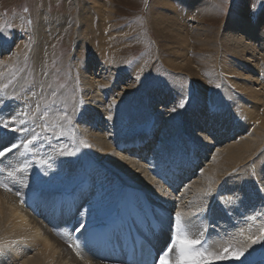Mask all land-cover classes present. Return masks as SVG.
<instances>
[{
	"label": "rangeland",
	"instance_id": "rangeland-1",
	"mask_svg": "<svg viewBox=\"0 0 264 264\" xmlns=\"http://www.w3.org/2000/svg\"><path fill=\"white\" fill-rule=\"evenodd\" d=\"M95 1L78 0L77 2L82 3L81 5H87V3L92 5ZM202 1L204 6L206 4L205 7H208L207 11H202L200 14L195 13L196 11L193 14L183 11L182 17L188 16V19L186 17L184 21L179 17L175 21V16L168 18L172 13L167 8L163 10L164 3L160 0H99L94 6L87 5L88 12L86 11L83 19L80 18L83 22L79 21L80 23L76 24L77 8L74 7L73 0H0V24L11 25L5 33L0 34V80L8 78L5 84L9 85L2 92L3 97H18L13 100L25 106L26 103L30 105L33 101L36 103L35 96L38 93L42 94L41 92L44 91L45 95H50L54 89L57 90L56 103L52 105L53 111L50 117L55 112L67 110L73 122L70 127L65 125L63 136L53 135L50 131L53 138L59 139L57 146L53 148V153L58 154L57 149L61 146L68 150L78 149L75 156H66L70 170L77 168L80 164L79 153L86 156L89 154L91 159L98 163L97 156L89 149L90 145L86 142V137L98 136L93 130L95 124L92 118L95 116V111H101L103 120H96L97 130L104 132L101 143L114 149L117 143L127 139L134 132L147 133L153 130L151 148H156L157 143H160L158 151L166 152L160 155V160L174 152H179L180 150L175 151L179 147L178 143L186 140V143L180 146L181 151L186 153L191 149L195 152L196 156L202 160L203 166L202 164L200 166L204 174V167L210 166L215 155L217 157L219 152L229 147L228 143L231 146L250 138L249 136L247 138V133L243 132L245 130L242 131L241 136L233 139L226 127L219 130L220 124L218 126L212 123L213 128L206 127V121L199 117V111L202 108L197 107L195 103L196 95L198 90L206 92L204 99L212 107V110L208 111L211 114L212 111L214 112L213 117L218 119L227 117L234 108L233 122H244L243 107L245 106L241 101V95L244 94L241 91L238 92L230 83V81L234 83L238 80L239 75L234 72L228 76L230 71H227L223 65L232 62L241 66L246 65L247 68L254 63L250 64L245 53L239 54L240 51L242 52L239 50L241 48L231 47L226 35L230 20L237 19L240 10L248 8V15L253 22L257 16L264 14V0ZM173 2L174 8L181 10V3L177 0ZM96 6L99 7L94 9L93 7ZM25 8L29 11L25 12ZM100 15L103 16V22L100 20ZM84 19L87 20L84 21ZM28 20H32V24H28ZM84 22L86 26L89 23L88 28L81 25ZM183 26L186 30L182 29ZM76 28L78 31L84 29L83 33L80 32L81 36L78 34L79 39L74 36ZM179 30L186 35L185 42L175 39L174 36L179 33ZM20 42L25 46L22 47L21 53H17L16 48L20 47ZM36 44L40 46L41 57H44L43 64L46 63L43 73L39 66L35 65L32 57L33 46ZM176 51L180 55H185V61L190 67L187 71L179 72L171 67L173 65L169 60ZM262 57L261 54L255 61V70L257 73L260 72L256 77L259 82L264 81V58ZM3 67L5 72L2 71ZM240 71L243 72V67ZM35 74L41 78L37 81L38 92L35 96H31L32 99L25 100V95L32 94L35 90L32 89L36 81ZM138 76L139 80L136 79ZM90 78L96 81H92V91L88 86ZM47 81H52L49 84L52 87H48ZM61 84L64 87H59ZM217 84L220 85L219 88L216 87ZM92 92L95 96L98 95L100 102L97 101V97L88 98L93 94ZM262 97L264 99V95ZM181 98L186 100L185 106L172 112L171 109L177 106ZM113 99L116 103L110 108ZM193 100L196 101L193 102ZM197 102L200 103V101ZM93 107L100 109L93 110ZM110 113L112 119L109 120ZM258 126L255 123L251 125L250 130ZM187 130H191L195 136L188 135L190 133ZM165 133L168 134L167 137ZM202 138L208 139L202 140ZM94 140L93 143H95ZM80 141H84L89 146H84ZM189 143H194V146H189ZM252 155L246 161L247 164L244 162L238 169L218 174L220 178L218 184L225 176L224 184H229L232 179L235 180L232 187L224 186V194L227 190L232 194V190L236 189L235 193L237 195L241 193L243 202H246L245 196L251 191H256L260 195L261 190L256 185L259 170L260 178L264 176V141ZM107 158L111 162L108 159V162L104 160L103 163H109V167L112 166L114 171L117 170L115 172L117 175H121L122 178L133 176L138 181L141 180L143 186L149 184V179L146 180L138 169L128 165L114 164L112 162L114 158L111 155ZM99 163L102 161L99 160ZM254 171L255 175H252ZM202 173L184 191L179 203L181 208H187L191 204L198 207L207 199L208 195L204 193L213 186L204 181ZM65 175L64 179L53 180V183H64L69 177V174ZM260 196V207H262L264 194ZM189 201L192 203L189 204ZM262 215L264 216L263 211ZM228 219L230 222L233 221L231 216H228ZM250 251L252 250L249 249L245 256Z\"/></svg>",
	"mask_w": 264,
	"mask_h": 264
},
{
	"label": "bare ground",
	"instance_id": "bare-ground-1",
	"mask_svg": "<svg viewBox=\"0 0 264 264\" xmlns=\"http://www.w3.org/2000/svg\"><path fill=\"white\" fill-rule=\"evenodd\" d=\"M77 1L78 0H73V5L74 7L77 8V13H75L76 15L75 20L77 23L76 22L75 23L79 24L80 22H83V21H80V18L82 19L84 18L86 11L88 9L87 5H90V4L87 3V5L86 4L81 5L82 3L79 4ZM98 1L99 0H96L95 3L97 4ZM173 1L174 0H160L161 3L162 2L164 3L162 4V6L164 5L163 10L167 8L170 10V13H172V15H169L168 18L171 16H175V19H174L175 21L179 17L181 20H184V21L186 20L185 19L186 17L188 19V16L182 17L183 11H186V13L189 12L190 14H193L194 11H196L195 13L200 14L202 11L204 12L205 10L207 11L208 9V7L207 8L205 7L206 4L204 6V3L202 0H177L178 3H181L182 5L181 10L174 8ZM95 3L92 2V5L94 6ZM98 7L96 6L93 8L96 9ZM89 8L91 9V7ZM240 11L241 12H239V16L237 19L233 20L231 18L232 20H230L231 22L228 25L229 31L226 37H228V41L231 43L230 45L231 47L241 48L239 50H242L243 53L241 51H240L241 53L238 51L239 54L245 53V55L248 56V61L250 62V64L252 63L254 64L249 65L246 68V65L241 66V65L233 64L232 62L230 63L227 62L226 65H223V67L227 71H230L227 74L228 76H231V74L234 72H236V74L239 75L238 80L234 81V83L233 81H230V83L232 84L233 87L236 88L238 92L241 91L244 94V95H241V98H242L241 101L245 106L243 107L245 110L244 122L243 121H240V123L233 122L234 121L233 120L234 108L231 109L232 110L231 114L228 115L227 117L223 116L220 119L213 117L214 112L212 111V114H213L212 115L210 111H208V110H212V107L209 105L206 99H204V96L206 93L204 90H198V95H196L197 96L196 100L200 101V103H198L196 100H193V102L196 101L195 103L197 104V107L202 108L201 111H199L200 116L198 113L197 114L199 117H202L206 121L205 123L206 127H209V126L212 127L211 125L212 123L218 126L220 124L219 130L226 127L227 132L232 135L233 139H235L236 137L238 138V136H241L242 131L245 130L243 132L247 133V138L249 136L250 139L244 140L242 142L239 141V143L233 144L231 146L228 143L229 147L226 146L228 148L223 150L222 152H219L217 157L215 155L216 158L214 157L213 162L210 166H207V168L204 167L205 169L204 174L202 173V175H204L203 179L204 181L208 182L210 186L211 185L216 186L218 184L220 180L218 176L219 173L221 172L229 173V171H233L235 169H238L240 166H242L244 162L248 161V159L253 154V152L259 149L261 143H263L264 141V99H262L263 98L262 96L264 95V81L259 82L257 80L256 77L259 75L260 72L257 73L255 70V66H256L255 61H257L258 57L262 54L263 55L262 58H264V14L257 16L255 22H253V20H251L250 16L248 15L249 13L248 8H244ZM158 14H160V12ZM88 15L91 16L90 13H88ZM162 15L160 16L162 17ZM164 17H166V15ZM102 19H103V16L100 15L101 22H103ZM85 20L87 19H84V21ZM88 24L89 23H87V26H86L84 22L81 25L82 26L84 25L88 28ZM76 29L77 30L74 36L77 38L78 34H80L81 36L80 32L83 33L84 29L83 30L79 29L80 31H78V28ZM89 29H90V26H89ZM182 29H185L184 26ZM185 36L186 35L182 33V31L180 33V30H179V33L176 34L174 37L175 39H181L185 42L186 41ZM82 37H83V34H82ZM19 44H20V47L16 48L17 53H19L22 47L25 46L21 42ZM178 51H176L174 53V56L171 58V60H169V62L173 65L171 67H174L179 72L187 71L190 67L185 61V55H180ZM25 52L26 51H24V53ZM32 52H33L32 57L34 58L35 65H38L40 70L43 73L46 63L44 62L45 64H43L44 57H41L40 46H38V44L34 45ZM183 53H184V50H183ZM21 56H24V55H21ZM243 61L244 60L242 59V62ZM241 67H243V72L240 71ZM2 71L5 72L4 67ZM37 75L38 74H35L36 81H35L34 87L32 88L33 90L35 89L33 91L35 93H37L39 89V83L37 81L41 80V78L37 77ZM7 79L8 78H4L0 80V89H3V86L5 85V82L7 81ZM88 81H89V84L88 83L87 84L90 87V90L92 91L93 82H96V81H94V79L92 78H90ZM51 83L52 81H47V85ZM96 87H95V90H96ZM197 88L199 89L198 86ZM41 93L42 94L38 93L35 96L36 101L40 99L41 95H44L46 98L50 97L49 94L45 95L44 91H42ZM92 93L93 94L89 96L88 98L97 97V101L100 102L101 100L98 98V95L95 96V93L94 92ZM31 96L32 94L30 93L26 94L25 100H28L29 97ZM0 98H3L4 103L7 105L5 112L10 111V110H17V111L25 110V106H21L20 103L15 102L10 96L3 97L2 92H0ZM30 105L34 107L35 102L33 101ZM98 108L99 107H93L92 109L98 110ZM97 119L98 121L99 119L103 120V113L101 111H95V116L94 118H92L95 124V129L93 130L95 133L98 134V136L93 135L94 136L93 137L90 135V137H88L89 136L88 135L86 137V142L90 145V148H89L91 149L90 151H92L94 155L97 156L96 158L98 160L96 159V161H98V163H95V161L91 159V156L89 154L86 153L87 154L86 156V155L79 153L81 160H80V164L78 165V167L73 170L68 169V163H67L68 158L66 156H60L58 154L53 153L54 152L53 148L57 146L59 139L53 138L51 135V132L49 131L47 133H42L41 140L37 141V148L35 149L36 155L35 156L30 155L28 157V159L33 160V166L32 168L28 170L27 177H26V183L28 186L27 187H20L19 185L16 186V188H19L21 192V196L17 197L14 195L16 188H14L13 193H8L3 190H0V247L3 248V250L0 251V264H85L84 261L79 260L78 256H82V257L87 258L90 261H94V263L92 264H103L97 258L96 250L90 248L91 247L90 245L92 243H88L87 241L90 239V237L92 238L95 237L97 223L102 222L105 224H110L112 223L111 219H120L123 216L124 211H130L132 213H137L136 207L138 206L137 204L134 203V197L132 195L133 191L142 189L148 193L158 196V198L161 199L162 201L161 206L165 209H168L169 207L172 206L174 202L172 200V196L177 198L179 195V190L175 191L169 186L160 184L161 183L160 181H159L160 183L157 184L155 181L151 180L149 177L146 176L143 165L138 162H135V160L132 159L130 156H128L127 153L121 154L119 150L112 149V147L106 146L105 143H101V139H102L101 136L104 135V132L102 130H97L96 128ZM37 123H40V121L38 120ZM255 123L258 124L259 126L254 130L253 129L250 130L251 125ZM31 127L35 128L37 132L40 131V129L36 127V124H31ZM169 131H172V130H169ZM187 132L190 133V134L187 133L188 135L195 136L194 134H192L191 130H187ZM166 133H168V131H166ZM170 133L171 132H169V134ZM0 135H2V133H0ZM45 135L48 137L47 140L44 139ZM167 135L168 134H166V137ZM223 136H224V133H223ZM204 137H205V134H204ZM184 138L185 137H183V139ZM203 139L204 138H202V140ZM205 139H208V138H205ZM93 140L95 141V143H93ZM161 140L163 139L161 138ZM137 148H139V146H137ZM109 155H111L114 158L112 159V162L114 164H120V166L121 164L128 165L131 168L134 167L135 169H138L140 171V174L141 175L143 174L144 178L146 177V180L149 179L148 180L149 184L147 186H143V183L141 182V180L139 179L140 181H138L137 179H135V177L133 178V176L132 178H128L127 176L122 178L121 175H117L115 173L117 170L114 171L115 169L112 166L109 167L110 165L109 163H108L109 165L107 163L106 164L103 163L104 160L108 162L109 158L107 157ZM40 160L47 161L49 164L52 165V167L48 168L47 164L41 166ZM99 160H101L102 163H99ZM193 164L196 167V164L195 163ZM202 166H203V163H202ZM255 167L257 166L255 165ZM44 171H47L48 174L44 175ZM259 172L261 173V171L260 170L258 171V176H257L258 184L256 186H258L262 190L264 189V176L262 175L260 178ZM65 174H69V177L65 179L64 183H56V184L53 183V180H55V178L64 179L66 176ZM169 174H171L172 178L175 180V183L177 184L178 179L180 178L179 177L177 178L174 175L175 172H170ZM46 188L51 189L50 191L57 194V199L55 200V202L51 203L49 200L46 213L47 215H50L53 218L54 222L56 221L55 224H58L60 228H63L64 226L68 227V233L71 234L70 241L72 242L73 246L75 247L76 245H80L79 250L74 249L76 253L75 256H73L71 252H68V250L65 247L61 246L63 243H62V238L58 236L59 233L57 235V233L52 230V234L55 233L56 235V239H55L52 236V234L49 232L48 228H46L44 225L40 223L39 218H40L41 212H39V214H36L37 204L35 202L36 201L41 202V200L39 198L37 199L34 194L31 195L30 193H28V191L32 192L37 189L42 190ZM25 190L27 191L26 193H24ZM234 190L236 189H233L232 192ZM262 192L264 194V190H262ZM183 193L184 191L180 193V196H182ZM70 195H72L75 199L72 207L70 203L71 199H69ZM239 195L241 196V193H239ZM239 200L242 201V198H240ZM58 206H61V208H63V211L62 213L57 214V220H56L55 212ZM242 207H243L241 209L242 211L244 212L248 211L247 206L242 205ZM50 208H51V211H50ZM226 208H229V207H226ZM181 210L184 211L185 213H189L192 211H196L197 208L191 204L189 207L181 209ZM94 216H97L96 219L94 218ZM228 216H231L232 220L235 221V211L233 208L229 210ZM214 219L215 218H213V220ZM202 221H204V215H199L198 217L194 218L193 222L194 224L198 226H204L202 224ZM259 221L260 219L256 221L253 225H249V227H245L244 231L241 232V235L244 233L243 237L245 238L246 235H248V233L254 232V230L255 232H257L260 228ZM80 223H83L85 227L81 231L77 232L74 229L78 227ZM230 223L231 222L228 219L226 223V229L229 227ZM46 224L50 227H52L53 225L51 222H47ZM222 231H224L223 225H221V229L211 230L209 233V236L207 237V243L204 246L210 247L213 250H219L220 246H223L226 244H231L234 247L241 246L239 244H241L242 239L244 238L241 239L239 235H234L230 233H227L229 234L228 236H223L221 234ZM238 231L240 232V229ZM64 233H66V228H65ZM12 241H16L17 243L12 244L11 243ZM256 245H253L250 249L251 250H254L255 248L257 249L258 246L256 247ZM256 258H257L256 254H251L247 259L242 257L241 260H229V261H223V262H215V264H247L249 262L254 261Z\"/></svg>",
	"mask_w": 264,
	"mask_h": 264
},
{
	"label": "snow or ice",
	"instance_id": "snow-or-ice-1",
	"mask_svg": "<svg viewBox=\"0 0 264 264\" xmlns=\"http://www.w3.org/2000/svg\"><path fill=\"white\" fill-rule=\"evenodd\" d=\"M24 11L28 12L29 9L25 8ZM27 23L32 24V20H28ZM10 27V24H0V34L5 33ZM136 79L139 80L140 77L138 76ZM8 86L5 84L0 92H3ZM48 87L52 86L48 85ZM59 87L62 88L64 85L61 84ZM216 87L219 88L220 85L217 84ZM35 95L36 93L32 92V96ZM56 97L57 90L54 89L48 98L41 95L34 107L26 103L25 110L7 112H5L7 105L4 103V99L0 98V133H2L0 135V165H2L0 167V190L13 193L17 185L27 187V173L33 166V160L28 159V157L36 155L35 149L37 148V141L41 140V134L51 131L53 135L63 136L65 135V125L69 127L72 125V116L68 114L67 110L55 112L50 117V113L53 111L52 105L56 103ZM16 98L18 97H12V99ZM115 103L116 101L113 99L112 105L109 107L111 108ZM185 103L186 100L181 98L177 106L173 107L171 111L176 112L178 108H183ZM108 119H112L111 113ZM38 120L40 123H37ZM31 124H36L40 131L37 132L35 128L31 127ZM57 129H59L58 132ZM44 139L47 140L48 137L45 135ZM80 143L86 147L89 146L84 141H80ZM77 151L78 149L68 150L64 146L57 149L60 156H75ZM45 164L48 168L52 167L47 161L40 160L41 166ZM47 174V171H44V175ZM252 175H255V171ZM162 179L164 178L162 177ZM165 182L167 181L165 180ZM210 192L211 189H208L204 194L207 195ZM14 195L21 196L19 188H16ZM191 203L189 201V204ZM202 211L204 209H197L189 213L182 210L174 212L169 239L157 252L154 264H215V262L241 260L253 245L261 244L264 246V228H261L258 235L248 236L239 247H234L231 244L220 246L219 250L205 247L208 228L207 226H198L193 222L194 218L198 217ZM84 227L85 225L80 223L74 230L79 232ZM11 243L17 242L12 241ZM75 247L78 248L79 245ZM2 250L3 248L0 247V251Z\"/></svg>",
	"mask_w": 264,
	"mask_h": 264
}]
</instances>
